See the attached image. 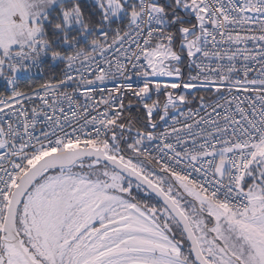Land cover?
I'll return each mask as SVG.
<instances>
[{
    "label": "snow or ice",
    "instance_id": "1",
    "mask_svg": "<svg viewBox=\"0 0 264 264\" xmlns=\"http://www.w3.org/2000/svg\"><path fill=\"white\" fill-rule=\"evenodd\" d=\"M0 264H264V0H0Z\"/></svg>",
    "mask_w": 264,
    "mask_h": 264
},
{
    "label": "trees",
    "instance_id": "2",
    "mask_svg": "<svg viewBox=\"0 0 264 264\" xmlns=\"http://www.w3.org/2000/svg\"><path fill=\"white\" fill-rule=\"evenodd\" d=\"M192 106H198L196 103H194Z\"/></svg>",
    "mask_w": 264,
    "mask_h": 264
},
{
    "label": "built area",
    "instance_id": "3",
    "mask_svg": "<svg viewBox=\"0 0 264 264\" xmlns=\"http://www.w3.org/2000/svg\"><path fill=\"white\" fill-rule=\"evenodd\" d=\"M192 107H197V106H192ZM186 110V109H185Z\"/></svg>",
    "mask_w": 264,
    "mask_h": 264
}]
</instances>
